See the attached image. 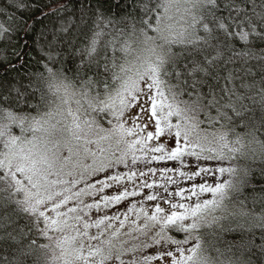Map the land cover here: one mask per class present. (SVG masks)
Returning <instances> with one entry per match:
<instances>
[{
	"label": "rangeland",
	"instance_id": "rangeland-1",
	"mask_svg": "<svg viewBox=\"0 0 264 264\" xmlns=\"http://www.w3.org/2000/svg\"><path fill=\"white\" fill-rule=\"evenodd\" d=\"M201 3L165 0L154 39L100 99L59 86L46 114L0 124V161L40 215L54 264H211L196 231L224 208L239 145L202 128L160 70Z\"/></svg>",
	"mask_w": 264,
	"mask_h": 264
},
{
	"label": "trees",
	"instance_id": "trees-1",
	"mask_svg": "<svg viewBox=\"0 0 264 264\" xmlns=\"http://www.w3.org/2000/svg\"><path fill=\"white\" fill-rule=\"evenodd\" d=\"M164 2L0 0V124L19 130L13 117L46 114L59 86L93 100L114 89L135 48L154 39ZM160 70L202 128L239 145L224 208L196 231L201 250L211 264H264V0H202ZM0 264H54L40 215L1 161Z\"/></svg>",
	"mask_w": 264,
	"mask_h": 264
}]
</instances>
